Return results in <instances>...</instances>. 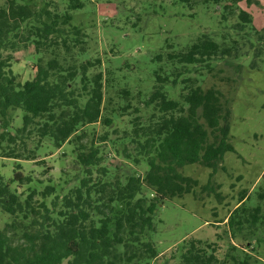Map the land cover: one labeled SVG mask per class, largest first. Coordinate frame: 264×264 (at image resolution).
I'll return each mask as SVG.
<instances>
[{
  "label": "trees",
  "instance_id": "16d2710c",
  "mask_svg": "<svg viewBox=\"0 0 264 264\" xmlns=\"http://www.w3.org/2000/svg\"><path fill=\"white\" fill-rule=\"evenodd\" d=\"M175 1L189 5L191 0ZM196 1L214 5L222 24L235 16L234 28L244 32L239 39L221 36L219 42L203 28L182 47L165 43L151 59L155 68L144 103L150 113L144 118L134 108L126 123L130 132L118 127L125 123L128 104L104 115L112 73L102 70L101 58L88 57L89 35L72 24V12L84 8V0H64L62 10L55 0L0 1V153L15 161L12 179L0 175V211L8 219L0 229V264H152L162 256L153 241L158 207L190 193L197 200L211 194L223 200L213 177L224 170V154L233 151L231 99L202 81L216 60L231 64L251 50L256 58L263 56L264 27L252 25L241 0ZM28 47H33L35 73L21 82L11 69L12 53ZM123 65L147 84L146 77ZM17 110L21 124L13 127ZM94 125L102 132L89 130ZM110 142L125 161L120 167L108 164ZM67 143L73 161L57 182L50 174L42 179L23 173L20 160L35 161L48 146L60 149ZM193 164L211 170L207 183L199 186L183 174V167ZM263 190L253 208L244 205L249 200L244 191L238 194L222 232L229 235L224 252L218 245L223 236L217 234L215 242L183 241L166 262L250 264L251 256L231 241H245L244 248L252 250L264 242L258 234L264 226Z\"/></svg>",
  "mask_w": 264,
  "mask_h": 264
},
{
  "label": "rangeland",
  "instance_id": "374dc122",
  "mask_svg": "<svg viewBox=\"0 0 264 264\" xmlns=\"http://www.w3.org/2000/svg\"><path fill=\"white\" fill-rule=\"evenodd\" d=\"M55 1L59 10H62L64 0ZM84 2L86 5L84 8L72 12V24L80 26L89 35L88 57L101 58L102 70H110L112 73L113 87L106 92L104 106L107 112L104 115L110 116V109L117 110L120 106L128 104L130 108L125 111L123 117L125 123L118 127L119 130L129 132L130 127L126 123L132 117L134 108H138V114L144 118L150 113L144 103L149 97L148 86L152 82L150 72L155 68L151 59L165 43L172 44L175 49L182 47L189 44L203 28L212 33L219 42L221 36H225L227 40L239 39L244 32H240L239 29L236 31L234 28L238 22L235 16L222 24L214 5L205 6L196 0L187 2L191 7L186 3H176L175 0H84ZM251 2L247 5L246 0H241L240 4L251 15L252 25L261 29L264 27V0ZM247 46L248 44H245L243 50ZM262 47L264 48V45ZM6 53L8 52L5 51L4 54ZM12 54L16 61L12 63L11 69L18 76V80L24 82L32 79L35 73L33 47ZM83 57L86 58L87 54ZM124 63L138 75L146 77L143 80H147V84L135 79V75L129 74ZM215 64L213 71L203 77L202 85L215 86L231 99L230 142L233 151L224 154L222 162L224 170L217 171L213 177L220 185L219 192L224 198L218 202L211 194L197 200L190 193L171 198L165 201L163 206L158 207L153 241L162 256L158 255L152 264H177L176 259L166 262L171 249L190 239L215 242L217 234L223 236L218 245L221 252H224L229 235L222 232L227 229L224 224L228 214L238 204V194L244 191L243 198L246 196L249 198L244 205L253 208L258 203L256 197L258 190L264 188V54L256 58L254 51L251 50L231 64L223 60H216ZM122 88L127 90V95L121 93ZM12 116L13 127L20 126V110ZM89 130H96V135L102 132L100 125L91 126ZM109 138H113V135L109 134ZM114 148L111 142L106 147L108 164L120 167L125 161L116 155ZM72 161V145L67 143L60 149L48 146L35 161L20 160L19 164L23 173H30L42 179L50 174L57 182L62 170L71 166ZM14 165V160L4 158L0 153V175L5 180L12 179ZM49 167H51L49 173L42 174V171ZM137 170L142 175L145 166L140 164ZM182 172L196 179L201 186L207 183L211 170L193 164L183 167ZM14 186L15 184L12 188ZM21 190L22 188L19 189ZM259 202L264 210V200ZM6 221L7 214L0 211V229ZM258 234L264 235V226L259 227ZM231 242L241 247L240 252L251 256L250 264H264L263 241L253 250L244 248L245 241L234 239ZM63 264H66V261Z\"/></svg>",
  "mask_w": 264,
  "mask_h": 264
}]
</instances>
